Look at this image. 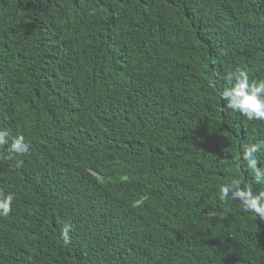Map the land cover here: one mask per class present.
Here are the masks:
<instances>
[{
    "label": "trees",
    "instance_id": "obj_1",
    "mask_svg": "<svg viewBox=\"0 0 264 264\" xmlns=\"http://www.w3.org/2000/svg\"><path fill=\"white\" fill-rule=\"evenodd\" d=\"M240 70L264 80V0H0V128L31 144L0 146V264H264L218 192L264 190V121L221 99Z\"/></svg>",
    "mask_w": 264,
    "mask_h": 264
},
{
    "label": "clouds",
    "instance_id": "obj_2",
    "mask_svg": "<svg viewBox=\"0 0 264 264\" xmlns=\"http://www.w3.org/2000/svg\"><path fill=\"white\" fill-rule=\"evenodd\" d=\"M226 80L231 83L221 92L224 108L239 113L249 121H264V80L250 81L248 73L244 70H240L236 76H226ZM9 136L10 133L7 129L0 128V146L8 145L10 154L23 155L30 152L31 144L26 142L23 135H16L11 140H9ZM262 150H264V142L251 144L243 150L241 158L247 162L255 184L264 186V161L259 158ZM10 158L11 156H9ZM58 161L60 160L57 158V165ZM258 162L260 166H258ZM58 168L60 167L58 166ZM218 192L222 201L237 200L244 212L253 213L257 218L264 220V190L254 192L250 188L243 187L242 181L238 177H234L223 184ZM13 200L12 194L0 193V217L9 216ZM73 228L74 225L70 223L62 226L59 234L62 246L71 245L70 233Z\"/></svg>",
    "mask_w": 264,
    "mask_h": 264
}]
</instances>
